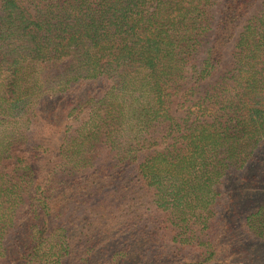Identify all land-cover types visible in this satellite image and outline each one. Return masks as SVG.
Instances as JSON below:
<instances>
[{"label":"trees","instance_id":"16d2710c","mask_svg":"<svg viewBox=\"0 0 264 264\" xmlns=\"http://www.w3.org/2000/svg\"><path fill=\"white\" fill-rule=\"evenodd\" d=\"M259 152L264 0H0V264H228Z\"/></svg>","mask_w":264,"mask_h":264},{"label":"rangeland","instance_id":"374dc122","mask_svg":"<svg viewBox=\"0 0 264 264\" xmlns=\"http://www.w3.org/2000/svg\"><path fill=\"white\" fill-rule=\"evenodd\" d=\"M229 59V56L225 58V64L229 62ZM251 174H255L254 177L258 178L259 190L256 192L249 191L248 193H250V195L244 196L245 203L242 207V212L236 219V227L233 228L236 238L242 244V252L239 256H236V253L231 251L228 256L224 255L219 258V261H225L228 264H264V239L253 235V232L247 229L244 219V215L248 214L250 209H253L258 203L260 204L264 201V153L262 154L259 152V161H252L245 169V172L240 170H237L236 172L233 171L227 178L226 187L228 188L229 193L236 197V193L238 192L236 188L240 177H249ZM227 243L229 244V241ZM193 251L194 250L188 247L183 249L186 257L192 255Z\"/></svg>","mask_w":264,"mask_h":264}]
</instances>
